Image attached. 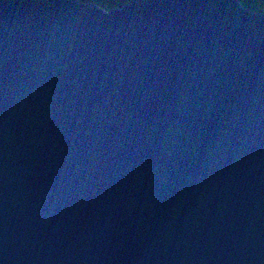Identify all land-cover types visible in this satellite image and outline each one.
<instances>
[{
    "label": "water",
    "instance_id": "water-1",
    "mask_svg": "<svg viewBox=\"0 0 264 264\" xmlns=\"http://www.w3.org/2000/svg\"><path fill=\"white\" fill-rule=\"evenodd\" d=\"M3 264H264V11L0 0Z\"/></svg>",
    "mask_w": 264,
    "mask_h": 264
},
{
    "label": "trees",
    "instance_id": "trees-1",
    "mask_svg": "<svg viewBox=\"0 0 264 264\" xmlns=\"http://www.w3.org/2000/svg\"><path fill=\"white\" fill-rule=\"evenodd\" d=\"M83 2H93L102 8L109 10L112 8H120L130 0H81ZM243 4L255 11H264V0H241Z\"/></svg>",
    "mask_w": 264,
    "mask_h": 264
},
{
    "label": "snow or ice",
    "instance_id": "snow-or-ice-1",
    "mask_svg": "<svg viewBox=\"0 0 264 264\" xmlns=\"http://www.w3.org/2000/svg\"><path fill=\"white\" fill-rule=\"evenodd\" d=\"M0 264H3V262H2V261H0Z\"/></svg>",
    "mask_w": 264,
    "mask_h": 264
},
{
    "label": "bare ground",
    "instance_id": "bare-ground-1",
    "mask_svg": "<svg viewBox=\"0 0 264 264\" xmlns=\"http://www.w3.org/2000/svg\"><path fill=\"white\" fill-rule=\"evenodd\" d=\"M104 9V8H103Z\"/></svg>",
    "mask_w": 264,
    "mask_h": 264
}]
</instances>
